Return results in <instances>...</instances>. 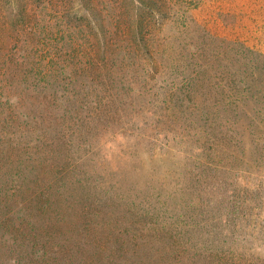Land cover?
Here are the masks:
<instances>
[{
    "label": "rangeland",
    "instance_id": "1",
    "mask_svg": "<svg viewBox=\"0 0 264 264\" xmlns=\"http://www.w3.org/2000/svg\"><path fill=\"white\" fill-rule=\"evenodd\" d=\"M62 1L0 0V65L28 58L50 81ZM169 4L141 61L117 55L112 84L68 70L39 96L0 75V264H264V120L224 177L198 169L210 154L195 142L237 90L264 96V0ZM75 93L92 107L112 96V114L88 119ZM226 148L211 157L230 163Z\"/></svg>",
    "mask_w": 264,
    "mask_h": 264
},
{
    "label": "trees",
    "instance_id": "2",
    "mask_svg": "<svg viewBox=\"0 0 264 264\" xmlns=\"http://www.w3.org/2000/svg\"><path fill=\"white\" fill-rule=\"evenodd\" d=\"M169 2L170 0H68V2L63 0L62 4L59 3L58 7L55 9L57 16L55 25L58 28L57 31L59 35L61 34V36L64 37L57 39L55 53L58 54L50 58V60L45 61L47 67L46 72L49 73L51 71L47 78L51 77L50 81L54 80L53 82L59 79L62 81L64 75L70 70L74 75L78 72V76H84V74H86L92 77H98L101 80L99 83L102 85H105V79H108L112 84V77L115 76L118 69L117 55L122 53L125 57H131L132 54L136 55L135 51L142 50V53L147 51V39L151 32V18L160 17L165 14L166 10H170L171 6ZM97 4H99L100 7ZM109 17V24L112 28H109L105 23V19ZM146 54L148 55L149 53L146 52ZM137 57H139L141 61V56L136 55V58ZM31 62L32 61L28 60V58L6 59L2 65H0V75L3 76L5 82V75H7V79H11L12 81L18 78L20 82L26 80L27 83L29 79H33V88L28 85V89L34 92L35 95L44 96V92H41L38 85L41 82L49 84L50 81L47 83L43 67L39 69V66L33 63L31 64ZM31 74L33 76H31ZM75 81L80 84L78 82L79 79ZM36 84L37 86H35ZM101 84L100 86L102 87ZM174 92L175 91L171 92L173 96L175 94ZM237 92H239L238 94H240L242 98H236L232 101H227L228 98H225L228 104H224L223 109L218 111L219 114L215 115L212 121L207 122L211 124L207 125L210 131H206L204 128L202 133H199L198 139L195 141L196 145L198 149L205 148L209 152L210 157H204L202 154L199 155V158H197L200 161L198 163V169H203V171H209L210 173L216 171L223 177L226 174L240 170L234 167V165H236L237 160L241 158V155L240 157L239 155L236 156L232 149L237 147L238 139L242 142L246 134L252 133V127L256 126V128L259 129L260 125L258 122L264 120V117L260 116L264 114V96L259 98L256 95V97H254L249 90H237ZM110 93H112V90ZM73 97H75L82 106H89L87 102L84 104L82 102L84 100L78 98V94L75 93ZM100 97L103 99L102 101L96 100L93 107L92 105L89 106V108L92 107V109L87 112L90 114L88 119L94 120L95 116L98 118L110 117V114H112L111 109H113L112 107L115 105L114 98L112 96H108L107 98L106 96L104 97V95ZM251 99L258 101L255 105L257 110L254 109V112L257 114L254 117L255 120L245 124L247 116L245 115V110H250L247 106V102L251 101L253 103L255 101ZM259 100L261 101L260 103ZM180 107L179 111L184 109L182 104ZM260 111L261 113H259ZM232 113H236L234 117H231ZM221 114L223 116H218ZM239 116H244V121L236 119ZM178 121L177 119V122ZM256 122L257 124H255ZM85 123H87V126L89 125L88 120H85ZM164 123L165 122H163V124ZM75 125L78 129L84 127V124ZM262 126H264V121L261 123V128ZM69 130H72L71 127ZM152 130V127L149 128V132ZM145 132L147 131L145 130ZM76 136H78V133L77 135L71 133V137ZM129 137L130 142L133 143V136ZM143 138L150 139L151 141L153 140L148 133L144 134ZM226 147L230 148V153L228 154L230 163L223 165L216 162L213 158L218 156V151ZM223 151L225 154V150ZM197 177L199 181L204 180V174L199 173V171L194 175L195 179ZM203 217H208L207 211ZM202 223L203 222L198 223L196 227H193L194 230L191 231H196L198 234L202 233L205 229V224ZM155 224L156 223H153V225ZM147 229L154 230L152 225L147 227ZM140 239L144 240V238L141 237ZM238 258L239 257H233L231 259L232 264H241L242 261H238ZM228 260L229 258L227 262ZM244 262L246 264L250 263L245 260Z\"/></svg>",
    "mask_w": 264,
    "mask_h": 264
}]
</instances>
